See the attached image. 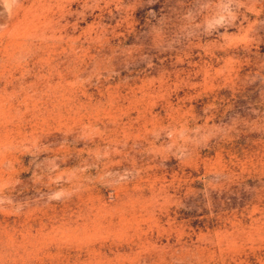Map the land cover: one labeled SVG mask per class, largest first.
Returning a JSON list of instances; mask_svg holds the SVG:
<instances>
[{
    "label": "rangeland",
    "instance_id": "1",
    "mask_svg": "<svg viewBox=\"0 0 264 264\" xmlns=\"http://www.w3.org/2000/svg\"><path fill=\"white\" fill-rule=\"evenodd\" d=\"M0 264H264V0H0Z\"/></svg>",
    "mask_w": 264,
    "mask_h": 264
}]
</instances>
